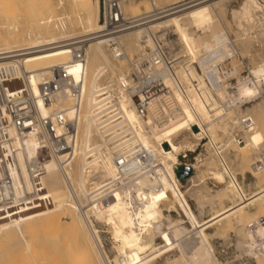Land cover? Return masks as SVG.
<instances>
[{
	"label": "bare ground",
	"instance_id": "bare-ground-1",
	"mask_svg": "<svg viewBox=\"0 0 264 264\" xmlns=\"http://www.w3.org/2000/svg\"><path fill=\"white\" fill-rule=\"evenodd\" d=\"M24 1V22L33 27L25 39L19 41L14 34L15 23L0 24V29L8 30L0 35V82L12 97L26 92L40 117H47L51 110L39 98L41 81L57 66H65L75 75L78 67L74 62L69 64L72 51L68 42L74 44V40L84 38L87 46L82 98L77 102L61 99L62 111L53 119L58 132V124L65 120L75 133L69 163L60 166L54 162L31 177L26 161L38 152L42 142L29 134L18 142L16 165L6 168L12 178L11 198H0V242L15 249L10 264H112L103 252L101 227L110 233V241L121 257L116 264H220L210 243L215 234L210 235L207 230L218 224L227 231L232 228V219L238 222L234 229L239 235L236 248L255 260V264H264V224L258 223L264 217V170L254 167L264 154V63L252 67L245 79L236 69L222 71L223 63L240 53L215 15L224 0L197 5L191 4V0H168L166 7L170 8L164 15L117 35L120 49L129 61H135L152 49L151 34L170 28L180 53L191 64L190 75L197 81L201 95L192 87L187 90L188 102L175 94V108L164 110L166 121L161 125L155 121L158 107H163L159 99L151 104L146 119L137 117L131 98L134 73L129 61L116 60L105 37L97 35L102 30L100 0H69V12L61 14H55V9L65 8L63 0H56L55 5L49 0ZM137 1L124 5L127 15L162 9L158 0ZM10 2L0 0V17L5 21L16 10ZM141 9L144 13L138 14ZM228 14L236 29V39L253 40L264 34V6L258 0H241ZM66 23L77 25L79 35L66 32ZM249 32L252 36H248ZM203 36L208 39L202 40ZM124 47L135 52L134 57H129ZM110 98L120 119L99 127L96 120L102 112L95 110ZM257 99H261L259 103L243 109V105ZM74 104L78 107L74 108ZM243 118H249L251 123L245 126ZM191 125L199 127L201 133L221 143L224 149L219 159L209 150L206 158L198 156L196 164L189 168L193 175L190 173L185 179L191 188H198L205 179L211 180L217 190L209 203L229 202L207 219L193 213L176 173L177 155L185 150L194 153L200 139L189 129ZM183 134L190 136L179 140ZM234 134L243 139V145L236 143ZM108 145L114 151L126 150L124 154L128 155L130 147L137 145L152 162L142 168L130 164L120 174ZM63 152L52 150L49 160L53 162ZM246 173L258 185L252 193L241 185ZM166 195L171 204L165 201ZM156 206L182 216L179 221L184 220L188 231L159 243ZM250 207L255 210L246 221L243 214ZM250 223H255L252 229L247 228ZM190 241L198 249L192 257L186 245ZM174 250L178 256L172 260L169 255Z\"/></svg>",
	"mask_w": 264,
	"mask_h": 264
},
{
	"label": "built area",
	"instance_id": "built-area-1",
	"mask_svg": "<svg viewBox=\"0 0 264 264\" xmlns=\"http://www.w3.org/2000/svg\"><path fill=\"white\" fill-rule=\"evenodd\" d=\"M131 0H100V18L101 31L98 36L105 37L106 46L110 48L113 57L116 60L129 61L117 43V35L123 31L135 28L141 24L150 21L153 18L164 15L170 7L156 9L149 13L132 16L124 12V5ZM208 0H191V4H201ZM178 6V5H175ZM152 49L142 59L129 61L130 67L134 73V80L131 84L134 109L137 117L141 120L148 117V111L151 104L156 100H161L163 107L159 106L155 121L158 125L166 121L164 110L174 109L175 94L179 95L184 102H188V87L196 89L201 95L197 81L190 75L189 67L191 64L186 62L187 57L175 49V44L165 36L161 37L158 33L151 34ZM74 44L68 42L72 62L78 67L76 76L67 71L65 66H57L50 69L49 75L40 83V100L43 106L50 107V113L47 117H40L37 114L35 105L29 96L24 92L20 96L12 97L0 82V198H11L9 195L12 184V178L7 174L6 168L9 164L16 165L14 155L19 150L18 142L29 134H33L40 139L41 146L33 157L26 161V170L31 177L39 175L49 165L57 162L62 166L70 161L69 151L71 141L75 138L72 126L62 120L58 125L60 132L56 129V123L53 119L57 112L62 111L60 106L61 99L72 98L74 102L79 101L83 95V76L85 71V58L87 40L77 39ZM199 69V68H198ZM112 98L97 105L95 111L102 112L96 124L102 127L108 123L120 119V113L114 105L110 103ZM74 108L78 105L74 104ZM242 123L247 126L251 123L249 118H243ZM196 134L200 135L199 142L195 147V152L188 150L181 151L177 155L178 167L192 168L196 164V158L205 155L209 150L217 159L222 157L223 147L221 143L211 141L206 134L201 133L199 127L191 125L189 127ZM238 145H243V139L234 134ZM165 149L166 146L162 144ZM207 146V147H206ZM114 155V165L120 174L126 172L130 164L137 168L144 167V164L152 162L148 154L142 153L139 146H131L129 155L126 150H112ZM200 148V153L196 150ZM63 152L61 156L56 157L53 162L49 160L52 150ZM127 156V157H126ZM129 163V164H128ZM254 167L258 170H264V154L259 156ZM259 224H264V217L258 219ZM255 223L247 225L252 229Z\"/></svg>",
	"mask_w": 264,
	"mask_h": 264
},
{
	"label": "rangeland",
	"instance_id": "rangeland-1",
	"mask_svg": "<svg viewBox=\"0 0 264 264\" xmlns=\"http://www.w3.org/2000/svg\"><path fill=\"white\" fill-rule=\"evenodd\" d=\"M49 1L52 3V5H55V3H56V0H49ZM132 1L136 2L137 0H132ZM158 1H159V3L161 2V4L159 5L157 2L156 5L158 4L159 7L166 8L168 3L171 2L172 0H169V2H168V0H165V1L164 0H158ZM163 1H164V3H163ZM258 1L264 6L263 2H261L260 0H258ZM240 2H241V0H224L220 4L221 5V7L219 8L220 11H216L215 15L219 18V20L221 22V26L223 28V29L222 28H219V29H222L227 33V35L231 38V40L234 41L236 48L240 51V53L238 51L239 55L236 54L235 56H233L232 58L228 59L227 61H225L223 63L222 71L224 73H226V72L231 71V70H232L231 72H233V69H236L239 76L245 79L249 76V71L252 67H254L255 65H259V64L264 63V34L257 35V38L253 39V40L247 39V41H240L239 38L236 39V37H238L236 34V29L233 26L234 23L231 20V18L229 17L228 13H229L230 9L237 7ZM10 3L11 4L13 3L12 5L15 6L16 10L14 11V14L12 16H10V18L7 21H5L3 18L0 17V24L1 23H6V24L15 23L17 26V31L14 32V34L19 38V41H20L23 38L25 39L27 37V32L29 30H31L33 27L28 26L24 22V19H23L24 17H23L22 9H23L24 4L26 2L24 0H11ZM63 3L67 6L69 4V0H65V1L63 0ZM65 5H64L65 8H63V9L56 8L55 14H61L62 13L61 11L69 12V5L67 7ZM221 8H222V10H221ZM142 13H144V11L141 9V11L138 14H142ZM221 14H223V15H221ZM42 27H43V25H41L38 30L40 31ZM79 30H80V28L77 25L76 26L75 25L70 26L68 23H66V30L65 31L68 32L69 34L79 35ZM6 32H8L7 28L0 29V35H5ZM55 32H57V31L55 30ZM250 32H249L248 36H252L250 34ZM158 34L160 36L164 35L167 40L169 39L171 42H173L175 44L174 47L176 50H178V49L180 50L177 38L175 36H173V33H172L170 28L163 29ZM248 36H247V38H248ZM80 39H82V38H80ZM207 39H208V36L202 37V40H207ZM242 43H243V45H242ZM124 48H125V51L129 57H131V58L134 57L135 52L127 51L126 47H124ZM231 82L233 84H235L236 78L234 80H232ZM260 100L261 99H257L255 101L249 103V104L243 105V109L246 107L249 108L252 105L259 103ZM189 136H190V134H183L182 136H180L179 140H181L182 138H186V137L188 138ZM197 153H200V148H198L196 150V153L194 154V156ZM206 157H207V154L205 153V155H201L200 159H204ZM248 158L250 160H253V153L250 154L248 156ZM232 166L234 167V164ZM192 175L193 174L191 173V176ZM238 178H239V181L242 180L239 176H238ZM254 180L255 179L252 178L249 173L245 174V179L242 180L241 185L243 186V188L246 190L247 193H252V192L256 191L257 188H255V187H258V185H257V183H255ZM181 183L183 184L184 191H186L185 197L188 201L190 208L192 209L193 213L196 216H199L201 219H207V218H209V216L211 215V213L213 211L220 209L221 206L229 205L228 201L227 202L225 201L226 203L222 202V204H221V202H218V201L216 202V200L213 202L210 201L211 204L209 203V200L211 199V197L214 196V192L217 190L216 189L217 186L214 185L211 180L205 179L204 182L202 184H200V186L198 188H191V185L188 184L186 182V180L181 182ZM253 184H255V185H253ZM189 187H190V189H189ZM191 189L193 190V192ZM164 199L168 203H170V204L172 203V201L168 197V195L164 196ZM223 203H225V204H223ZM159 208H160V206H156L157 215H156V219H155L156 221H158V222L155 221V224L157 226V241L159 243H163L169 239L171 240L172 238H175V237L181 235V233H185V231H188V225L184 223V220H182V222L179 221V219H181L182 216L179 218V216H177L176 213H173V212L167 213L165 210H162L161 208L160 209ZM254 210H255V207H250L246 211L247 214L246 213H245L246 215L243 214L244 216L247 217L246 221L249 220L248 218H251V215L254 212ZM92 221H93V224H97V222L94 221V219H92ZM99 222H101V220H99ZM236 222L237 221L232 219L231 220L232 228L227 230V231H225L221 227L219 228L218 224L207 230L208 234H210V235L215 234L210 239L211 240L210 243L213 246L214 251H215V256L218 259V261L220 262V264H255V260H253L251 257L245 255V253H242V251H240V249L236 248L237 247L236 242L239 239V235H237L235 233V230H234L236 228V226L238 225V222L237 223ZM221 226H223V225L221 224ZM216 227H218V228H216ZM214 228H216L215 229L216 232H215ZM220 229H222V230H220ZM100 230H101L100 235H101V239H102L101 241H102L103 252L106 254L107 257L109 256L108 258L113 262L112 264H114L115 261L120 260L121 257H119V255L116 252V248L114 247L115 243L110 241L111 235L107 231V229H105L104 227H101ZM186 245H188L187 246L189 249L188 252H189L190 257H192V255L194 253H196L195 251H198V249H196L197 245L194 244V241L187 242ZM12 250H15V249L13 247H10V246L8 247V244L3 243V241L0 242V264H8V263L10 264V262H12V260L14 258V251H12ZM8 253H10V254H8ZM172 253L171 254L173 256L169 255V257L171 256L170 259L173 260V258H176L178 255H177L176 250H174ZM10 258H11V260H10ZM170 264H176V263H170Z\"/></svg>",
	"mask_w": 264,
	"mask_h": 264
},
{
	"label": "water",
	"instance_id": "water-1",
	"mask_svg": "<svg viewBox=\"0 0 264 264\" xmlns=\"http://www.w3.org/2000/svg\"><path fill=\"white\" fill-rule=\"evenodd\" d=\"M176 173L178 180L183 182L190 175L191 170L186 167H178Z\"/></svg>",
	"mask_w": 264,
	"mask_h": 264
}]
</instances>
